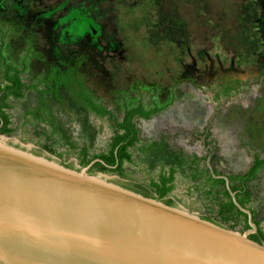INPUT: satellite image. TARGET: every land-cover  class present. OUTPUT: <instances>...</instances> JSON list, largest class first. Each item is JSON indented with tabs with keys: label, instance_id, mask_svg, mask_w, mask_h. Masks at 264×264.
<instances>
[{
	"label": "rangeland",
	"instance_id": "obj_1",
	"mask_svg": "<svg viewBox=\"0 0 264 264\" xmlns=\"http://www.w3.org/2000/svg\"><path fill=\"white\" fill-rule=\"evenodd\" d=\"M247 5L252 17L245 13ZM172 7L186 23L178 41L163 37L158 26V14ZM19 23L27 30L13 28L0 35L1 53L21 65L29 52L25 82L45 73L50 62L82 54L79 68L85 82L117 118L123 101L128 107L139 100L145 108L163 106L148 118H135L142 140H165L162 153L200 155L206 142L213 167L230 173L244 172L254 154L264 157V0H202L200 6L186 0H0V24ZM37 50L45 58L44 65L31 56ZM1 63L0 56V74ZM223 76L238 77L240 88L214 100ZM45 98L57 133H52L46 120L23 115L37 101V95L27 91L23 99L11 100L7 109L11 131L0 132V139L59 163L56 152L73 146L64 157L80 167L75 149L86 146L99 151L113 135V120L94 117L78 107H61L52 94ZM154 156L134 152L143 170L125 164L127 177L149 179ZM93 174L119 185L126 180L117 172ZM185 177L177 172L172 191L175 205L197 214L210 212L224 226L246 230L240 219L225 221L205 209L198 189ZM248 189L253 195L249 204L264 229V169Z\"/></svg>",
	"mask_w": 264,
	"mask_h": 264
},
{
	"label": "water",
	"instance_id": "obj_2",
	"mask_svg": "<svg viewBox=\"0 0 264 264\" xmlns=\"http://www.w3.org/2000/svg\"><path fill=\"white\" fill-rule=\"evenodd\" d=\"M96 160L70 168L0 139V264H264L231 190L244 231L91 174Z\"/></svg>",
	"mask_w": 264,
	"mask_h": 264
},
{
	"label": "trees",
	"instance_id": "obj_3",
	"mask_svg": "<svg viewBox=\"0 0 264 264\" xmlns=\"http://www.w3.org/2000/svg\"><path fill=\"white\" fill-rule=\"evenodd\" d=\"M202 0H186V3H195L200 6ZM246 15L252 17L254 12L251 5H247ZM159 15L158 26L162 30L163 37L167 38L169 41H178L182 32H185L186 23L182 16L179 14L177 8L172 7L169 11L163 12ZM80 62L78 56L70 57L66 62H62V67L51 66L48 69V74L44 79H40L34 84L26 85L19 77V73L25 71V60H23V66L18 68L11 62L3 61V74L2 81H0V132L9 133L11 131L9 115L3 107H9V99L21 100L24 98L26 91L35 90L41 95L53 93V96L58 100L61 105H63V94L66 96V100H69L72 105H80L83 107L82 111H87L93 113L97 117L108 116L109 119L113 120L115 123V130L110 140L107 142L106 148L98 153H90L87 147H82L78 152L79 164L81 166L87 165L95 157L101 158L104 162L96 161L94 162L88 172L93 174L94 172H117L121 178L126 179L122 181L121 185L138 192L144 196L152 197L163 201L169 205H175V202L170 197V199L164 198L165 194L171 189H173V179L174 173L177 171V167L182 171V173L187 176L190 180L196 181L198 178H203L204 182L202 185H195V188L199 191V198L201 199L203 205L207 209H212L217 212L219 217L223 220H237L244 217L243 227L248 228L246 222V214L237 208L232 200V197L228 190L224 189L223 192H217L216 186H219L224 182L222 178H214L212 175H206V170H201L197 164V158L193 157L190 163L186 162L179 157L170 156V162L176 165H171L169 176H160L158 181H155L154 177L149 178V183L144 185L136 180H130L122 169L124 162L134 164L133 153L137 152L141 156H149L155 151H158L160 146L156 143L139 142L140 129L137 127L134 117L148 118L157 111L163 109V106L153 105L150 108H145L141 100L135 106L128 107L126 102L123 101L124 109L120 120L109 110L106 106L102 104L96 95L95 91L91 89L84 82V73L78 71L80 67ZM74 63V65H72ZM43 83L45 89L39 91L38 85ZM240 87V80L237 78H227L223 77L220 81V85L215 91L214 100H218L223 97H229L232 92L238 90ZM138 93H142V90L137 87ZM62 91V92H61ZM120 96V94H117ZM45 107L48 109L46 100L41 97L39 100L37 109H27L24 112V116L30 115L36 120H46L43 111L40 108ZM50 115V114H49ZM50 120V119H48ZM51 121V120H50ZM52 133H57L54 124H50ZM138 143V144H137ZM74 149V147H71ZM61 160H64V154L59 152L56 154ZM179 158V159H178ZM111 166H107V165ZM185 166H182L184 165ZM115 165V166H112ZM66 167H72L71 162L64 164ZM188 172H184V169ZM264 168V157H260L258 154H254L250 166L241 173L228 175L231 180V186L234 187V183H238L240 186L239 192L235 193L236 200L245 206L251 196V191L247 188L246 183L252 179L258 177L260 170ZM170 182L169 185H166ZM155 188L154 190H152ZM254 212V210H253ZM212 216L213 214L210 213ZM255 214V213H254ZM215 217V216H213ZM202 218L211 220L209 215H203ZM216 222V221H214ZM218 224L223 225L221 222ZM255 232L249 234V237L261 244H264V229L258 226Z\"/></svg>",
	"mask_w": 264,
	"mask_h": 264
},
{
	"label": "flooded vegetation",
	"instance_id": "obj_4",
	"mask_svg": "<svg viewBox=\"0 0 264 264\" xmlns=\"http://www.w3.org/2000/svg\"><path fill=\"white\" fill-rule=\"evenodd\" d=\"M13 28L14 29H19V31L21 30V29H26L27 30V26L24 24V23H19V24H16L14 27H12L11 25H6L5 27H3L1 24H0V35H7V32L9 31V29H12L13 30ZM3 46V40H0V56L2 57V63H1V74H0V81H2V74H3V68H2V65H3V61L5 60V61H7V62H11V61H8V60H6L5 59V57L2 55V53H1V47ZM30 49V42H29V45H28V50ZM28 52V51H27ZM28 55H29V52H28ZM28 55H25L23 58H22V60H21V65H17V64H15V63H13V62H11L12 64H14L15 66H17L18 68H21L22 66H23V60H25V71H26V63H27V58L29 57ZM32 58H35V60H38L39 62H41L43 65H44V63H43V61L45 60V58H44V56L40 53V51H34L33 53H32ZM76 56H78V58H79V60H81V62H80V64H82V62H83V55L81 54V55H74V56H71V57H76ZM70 57H68V58H66V59H57V60H55L54 62H50L49 64H48V67L46 68V70H45V73H40L39 75H38V77L33 81V82H31V83H27V82H25L24 81V78H23V74L25 73V71L23 72V73H19L18 75H19V77H21V79H22V81L23 82H25V84L26 85H29V84H34V83H36V82H38L40 79H44L45 77H46V75L48 74V69H50V67L51 66H54V65H56V66H59V67H62V62H66L68 59H69ZM72 65H74V63H72ZM81 66V65H80ZM78 71L80 72V73H83L82 71H80V68L78 69ZM223 77H227V78H231V77H233V78H237V79H239L238 77H235V76H223ZM222 77V78H223ZM221 78V79H222ZM221 81V80H220ZM84 82H85V77H84ZM42 84L43 83H39V85H38V90L41 92V91H43L44 89H45V86L44 87H42ZM85 84H87L86 82H85ZM91 88V87H90ZM240 88V87H239ZM238 88V89H239ZM92 89V88H91ZM237 91V90H236ZM27 92V91H26ZM30 92H32V93H35L36 95H37V101H36V103H35V106H34V110L35 109H37L38 108V104H39V100L41 99V97H44V99L46 100V98H45V95L46 94H44V95H41L38 91H35V90H30ZM235 92V91H234ZM234 92H232V93H234ZM96 93V92H95ZM48 94H52V96H53V93L51 92V93H48ZM97 95V94H96ZM54 97V96H53ZM55 98V97H54ZM223 98H227V97H223ZM23 99V98H22ZM56 99V98H55ZM11 100H13V99H9V107H11ZM100 100V99H99ZM219 100V99H218ZM58 101V100H57ZM1 100H0V106H1ZM47 104V103H46ZM103 104V103H102ZM68 105V106H67ZM104 105V104H103ZM62 106H64V107H78L79 109H83V107L82 106H80V105H72L71 103H70V101L69 100H66V101H63V105H61V107ZM105 106V105H104ZM135 106V105H134ZM9 107H3L4 109H5V111L7 112V109L9 108ZM132 107V106H131ZM150 108V107H149ZM108 109V108H107ZM124 109V108H123ZM40 110L41 111H43V113H44V115H48V114H50V112H49V110L48 109H46L45 107H43V108H40ZM160 111V110H159ZM84 112H86L87 114H90V115H93L94 117H97V116H95L93 113H90V112H87V111H84ZM158 112V111H157ZM122 113H123V111H122ZM8 114V113H7ZM9 115V114H8ZM153 115V114H152ZM122 116V115H121ZM136 117H138V116H135L134 117V121H135V118ZM150 117V116H149ZM51 118V115H49V119ZM97 118H100L101 119V117H97ZM102 118H107L108 120H111V119H109L108 118V116H104V117H102ZM143 118V117H142ZM119 119V118H118ZM9 120H10V117H9ZM120 120V119H119ZM46 121L47 122H49V124H54L52 121H50V120H48V119H46ZM136 123V122H135ZM51 126V125H50ZM53 127H55V124H54V126ZM138 127V126H137ZM140 134V133H139ZM204 135H206V133H204ZM111 137V136H110ZM110 140V138L107 140V142ZM107 142L105 143V145H104V147L101 149V150H99V151H90L89 150V148L87 147V149H88V151L90 152V153H98V152H101L102 150H104L105 148H106V145H107ZM139 142H147V143H156V145H158V146H160V148H158V151H155L153 154H151V155H149V156H146V158H154L155 156L154 155H156V160L155 161H153V168L151 169L152 171H151V173H147V174H150V177H154L155 178V181H157V182H159L158 181V178L160 177V176H169L170 175V168H171V165L173 164L174 166L176 165L175 163H171L170 162V153H167V154H164V153H162L161 151L163 150V149H166L167 147H166V142H165V140L163 139V140H161V141H153V140H151V141H145V140H142L141 139V137H140V135H139ZM138 144V143H137ZM168 146V145H167ZM203 146H204V151H203V154H200V155H198V154H196V153H194V154H187V155H184V154H180V155H178L177 157H179L180 159H183L184 158V160L186 161V162H188V163H190V161L192 160V158L193 157H196L197 158V166L201 169V170H206V172L204 173L205 174V176L206 175H212L214 178H222V177H220L221 175H224V176H226L227 177V179H228V181H226L224 178H222V179H224V182L222 183V184H220L219 186H216L215 187V189L217 190V192H223V190L224 189H226V190H228V192L231 190L233 193H234V195H235V193L236 192H239V188H240V186H237L238 185V183L236 182V183H234V187H232L231 186V180L229 179V177H228V175H230V174H237V173H230V172H221V171H218V170H216L214 167H213V165H212V161H213V154H212V152H211V149H210V147H209V145H208V143H206V142H204L203 143ZM83 147H86V146H83ZM82 148V147H81ZM81 148H77V149H75L76 151H75V157H76V159H77V161H78V164H79V158H78V152L80 151V149ZM67 151H71L72 149L71 148H69V147H67ZM67 151H60V150H58L57 152H56V154L57 153H59V152H62L64 155H65V152H67ZM63 155V156H64ZM57 156V155H56ZM139 156L141 157V155L139 154ZM254 156V155H253ZM142 157H144V156H142ZM178 158V159H179ZM94 159H101V158H97V157H95ZM94 159H92V160H94ZM253 159V158H252ZM91 160V161H92ZM96 161H98V160H96ZM96 161H94V162H96ZM133 161H134V164H130V163H128V162H124L123 163V165H122V169H123V166L125 165V164H127V165H130V166H133V167H136V168H139V169H142V167H140L141 165L140 164H138V163H140V162H137V160H135L134 159V153H133ZM67 162H69V161H66L65 160V157H64V160H61L60 159V163H62L63 165L64 164H66ZM93 162V163H94ZM252 162V161H251ZM251 164V163H250ZM250 164H249V166H250ZM107 165V164H106ZM172 165V166H173ZM79 166L80 167H83V166H81L80 164H79ZM107 166H111V165H107ZM112 166H115V165H112ZM182 166H185V164L184 165H182ZM248 166V167H249ZM72 167L73 168H79V167H77L76 165H72ZM247 167V168H248ZM90 168V167H89ZM176 168H177V171L174 173V179H173V189H174V187H175V185H176V179H177V172H179L180 174H183L182 173V171L179 169V167H177L176 166ZM246 168V169H247ZM150 169V168H149ZM154 169H155V171H154ZM264 168H262L261 170H263ZM89 170V169H88ZM143 170V169H142ZM146 170H148V168H146ZM185 170V172H188V170L185 168L184 169ZM260 170V171H261ZM124 171V170H123ZM125 172V174H126V171H124ZM184 175V174H183ZM126 176H127V174H126ZM149 177V178H150ZM185 179H189L187 176L185 177ZM252 180H254V179H252ZM252 180H250V181H248L247 183H246V186H247V188H248V184H249V182H251ZM189 181H191V183L193 184V186L195 187V185L197 184V185H202V182H204V179L203 178H198L196 181H192V180H190L189 179ZM140 183H142V184H144V185H147L150 181H149V179L147 178L146 180H140L139 181ZM170 184V182H167L166 183V185H169ZM229 186V187H228ZM155 188H153L152 190H154ZM173 189H171V191L169 190L168 192H167V194H165V196H164V198H167V199H170V197L173 199V201L174 202H176L177 200L175 199V196H174V194H172V191H173ZM199 192V191H198ZM230 193V192H229ZM231 195V194H230ZM252 193H251V196H250V199H249V201H248V203L245 205V206H243V207H245V208H247L250 212H251V215H252V220L254 221V223L256 224V223H258V226L260 227V223L256 220V218H255V210L250 206V202H251V200H252ZM235 199H236V197H235ZM238 202V201H237ZM239 203V202H238ZM240 204V203H239ZM241 205V204H240ZM205 209H207L204 205H202ZM242 206V205H241ZM253 210H254V212H253ZM243 212V211H242ZM245 213V212H244ZM246 214V213H245ZM201 217L203 216V215H209L210 216V219H212L213 221H216V223H218V222H220L219 220H217L215 217H213L211 214H210V212L209 213H204V214H199ZM242 222V227H243V221H244V217H241V219H240ZM246 222H247V224H248V228H250V226H249V223H248V215L246 214ZM247 227H243V229L242 230H244V229H248ZM256 229H257V224H256ZM251 234V233H250Z\"/></svg>",
	"mask_w": 264,
	"mask_h": 264
}]
</instances>
